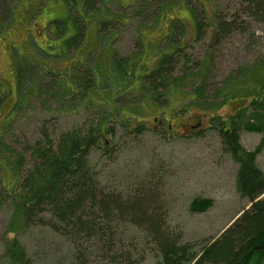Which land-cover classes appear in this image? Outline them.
Returning <instances> with one entry per match:
<instances>
[{"label": "rangeland", "instance_id": "374dc122", "mask_svg": "<svg viewBox=\"0 0 264 264\" xmlns=\"http://www.w3.org/2000/svg\"><path fill=\"white\" fill-rule=\"evenodd\" d=\"M214 16L227 32L214 33ZM170 54L175 85L146 89ZM263 63L264 10L245 0H0V264H17L6 252L14 237L30 264H77L79 251L109 264L98 246L81 249L45 223L8 231L11 196L40 159L31 153L70 132L100 139L87 160L99 188L127 199L146 187L168 239L199 253L250 205L219 129L255 97ZM235 79L246 88L233 91ZM238 134L264 176V132ZM195 199L210 205L194 211ZM116 229L125 264H162L146 227L117 218Z\"/></svg>", "mask_w": 264, "mask_h": 264}, {"label": "trees", "instance_id": "16d2710c", "mask_svg": "<svg viewBox=\"0 0 264 264\" xmlns=\"http://www.w3.org/2000/svg\"><path fill=\"white\" fill-rule=\"evenodd\" d=\"M245 3L249 10H264V0H245ZM213 19V31L217 35L224 34L231 27L221 17L214 16ZM196 27V31H200L198 23ZM171 55L174 54L160 59L158 67L144 76L148 83L146 89L156 91V87L162 83L175 85L176 79L167 82L165 69L166 65L172 63ZM242 72L245 75L246 72ZM184 75L177 78L182 79ZM237 81L235 79L233 91L241 86L246 88V84ZM193 84L196 88L193 93L200 95L201 81H194ZM252 88L255 97L249 99L248 104L236 107L227 119H222L219 129L223 146L238 164L237 188L250 205L199 253H189L188 245H177L168 239L167 233L161 230V217L155 213V206H152V195L144 191L146 187H141L136 196L127 199L117 195V191L99 188L87 163L90 148L100 145V139L96 141L97 137L92 133H66L58 141L55 150L50 145H44L31 153L35 161L36 154L40 159L22 177L17 185L18 192L11 196L13 210L8 231L15 234L31 224L45 223L52 231L74 239L81 249L98 246L100 251H104L107 263L125 264L121 252H117L118 218L134 226L146 227L144 231L156 245L162 264H188L191 261L194 264H256L258 258L264 255V199H259L264 193V176L256 166L254 153L240 145L238 131L264 132V74ZM81 90L82 93L86 92V89ZM246 105L251 108L247 114ZM19 167L20 164L16 169ZM209 205L207 199H195L191 202V209L203 211ZM6 252L17 264H30L15 237L8 244ZM82 254L81 251L76 254L77 264H86ZM134 263L128 261L127 264Z\"/></svg>", "mask_w": 264, "mask_h": 264}]
</instances>
